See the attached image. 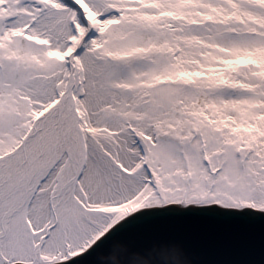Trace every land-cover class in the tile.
Wrapping results in <instances>:
<instances>
[{"label":"rangeland","instance_id":"374dc122","mask_svg":"<svg viewBox=\"0 0 264 264\" xmlns=\"http://www.w3.org/2000/svg\"><path fill=\"white\" fill-rule=\"evenodd\" d=\"M83 2L49 1L56 8L80 12L75 18L81 21L80 29L84 31L91 11ZM93 16L97 21L98 15ZM189 25L195 27L196 22L190 21ZM7 38L9 45L0 53V157L13 151L37 117L66 91L32 89L31 84L48 79L61 67L69 71L65 83L73 84L72 71L80 69L74 57L80 45L74 52L52 53L55 58H66L60 65L57 60L47 62L41 57L40 50L32 45L35 38ZM218 45L221 54L217 60L224 62L223 67L218 64L223 72L220 85L214 78L217 73L210 70L212 60L206 59L188 76V63L186 67L183 63L154 64L147 57L132 65L130 76L119 77L115 88L97 90L98 102L112 106L110 113L106 112L114 120L110 126L92 123L88 103H80L84 90H70L77 108L70 110L71 120L65 121L61 108L60 127L53 140L46 141L36 159L30 157L27 170L15 182H0V239L5 242L3 258L8 264H34L38 259L39 264L64 261L87 249L109 224L111 227L147 206L151 191L146 184L140 186V181L147 178L145 165L160 184L157 161L175 168L172 174L181 177L185 176L186 164L187 176H192L194 159L199 158L201 150L203 159L210 163L214 158L237 154L243 158L250 153L259 161L249 163L264 162V126L256 118L261 112L258 103L264 102L245 104L240 101L247 98L244 94L238 98L235 90H224L243 72L230 68L231 64L241 67L247 63L241 61L230 43ZM133 46L121 50L117 59H125ZM32 72L39 77L31 78ZM97 127V134L105 136L92 132ZM93 134L103 146L100 152L104 161L89 144L88 136ZM17 234L30 242L28 246H10V239ZM13 252L14 261L10 260Z\"/></svg>","mask_w":264,"mask_h":264},{"label":"bare ground","instance_id":"6f19581e","mask_svg":"<svg viewBox=\"0 0 264 264\" xmlns=\"http://www.w3.org/2000/svg\"><path fill=\"white\" fill-rule=\"evenodd\" d=\"M44 1L28 0L31 8L28 11L16 7L21 0H13L12 7L6 6L9 0H0V20L15 15L28 19L27 23L16 27L0 29L3 33L0 35V53L9 45L7 37L17 40L29 36L35 38L36 43L32 45L40 50L45 61L57 60L62 65L66 58H55L52 53L64 50L74 52L75 47L80 45L74 54L80 69L76 67L72 71L73 84L65 83L69 71L63 67L48 79L38 81L39 84H31L32 89L66 91L57 97L48 111L37 117L21 143L0 157V182L3 184L15 182L27 170L30 157L36 159L46 141L53 140L60 127L61 108L65 121L71 120L69 112L77 108L70 90H84L80 103H88L92 123L112 125L114 120L106 116L112 106L98 102L97 90L115 88L119 77L130 76L132 65L143 62L147 57L153 59L154 64L179 66L183 63L186 67L188 63L189 70L185 72L188 76L199 69L206 59L212 60L215 63L210 70L217 73L214 78L220 85L223 72L219 71L221 67L218 64L220 62L223 67L224 62L217 60L221 54L218 44L230 43L241 56V61L247 64L241 67L231 64L230 68L243 72L232 79L224 90H235L238 98H241L239 94H244L247 98L240 101L245 104L254 100L264 102V0H70L78 5L84 1L91 11L84 31L80 29L83 28L81 21L75 18L80 12L72 13L63 7L56 8L49 3L50 0ZM92 14L98 15L97 21L93 20ZM114 20L116 22H112ZM190 21L196 22L195 27L189 25ZM33 22L34 28L31 26ZM86 33L89 35L84 38ZM89 37L94 39L87 40ZM130 45L134 46L128 51V56L118 60L117 55ZM115 70L118 72L115 73ZM29 75L31 78L39 77L34 72ZM41 75L44 77L46 74ZM258 105L261 112L256 118L264 126V103ZM98 127L92 130L94 134H97ZM94 134L88 136L89 144L104 161L105 156L100 152L103 146L98 145ZM98 136H105V133ZM38 262L39 259L34 264Z\"/></svg>","mask_w":264,"mask_h":264},{"label":"snow or ice","instance_id":"6c2138e0","mask_svg":"<svg viewBox=\"0 0 264 264\" xmlns=\"http://www.w3.org/2000/svg\"><path fill=\"white\" fill-rule=\"evenodd\" d=\"M6 6L12 7L13 0ZM16 7L31 11L28 0ZM27 22L26 17L9 16L0 20V29ZM249 161L259 157L237 154L210 163L201 150L193 175L187 176L185 164L184 177L157 161L160 184L145 165L147 178L140 186L151 191L147 206L120 221L79 258L80 264H95V253L116 239L127 240L128 247L112 249V264H264V162ZM29 243L19 234L9 241L14 249ZM4 245L0 239V264H8ZM15 259L13 252L10 260Z\"/></svg>","mask_w":264,"mask_h":264},{"label":"water","instance_id":"95a60500","mask_svg":"<svg viewBox=\"0 0 264 264\" xmlns=\"http://www.w3.org/2000/svg\"><path fill=\"white\" fill-rule=\"evenodd\" d=\"M142 208H144V207H141V208L137 209L136 211H138V210H140V209H142ZM122 219H124V218H122ZM115 226H116V225H115ZM115 226H114V227H115ZM114 227H113V228H114ZM113 228H112V229H113ZM112 229H111V230H112ZM111 230H109V231H111ZM109 231H108V232H109ZM108 232H107V233H108ZM107 233H106L105 235H103L101 238H99V239L95 242V244H96L99 240L103 239L104 236L107 235ZM95 244H94V245H95ZM94 245L91 246V247H90L88 250H86L85 252H83V253H81V254L75 256L74 258H71L70 260L65 259V260H67V261H65V262H60V261H58V262H60V263H56V264H80V259H79V258L84 257L85 254H86V253H87L92 247H94ZM127 247H128V241H127V240H124V239H116V240H113V241L111 242L110 245H108V246L105 247V248L99 249V250L95 253V256H94L95 264H112V261H114V260L116 259V257L113 255L112 249H113V248H127ZM68 259H69V258H68ZM14 263L20 264V263H18V262H14ZM21 263H23V262H21ZM50 263H55V262H48L47 264H50ZM10 264H12V263H10ZM23 264H24V263H23ZM43 264H44V263H43Z\"/></svg>","mask_w":264,"mask_h":264}]
</instances>
